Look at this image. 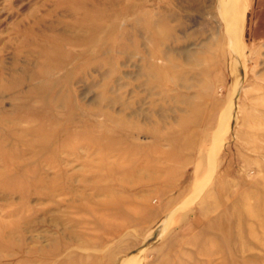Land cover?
Instances as JSON below:
<instances>
[{
	"label": "rangeland",
	"instance_id": "obj_1",
	"mask_svg": "<svg viewBox=\"0 0 264 264\" xmlns=\"http://www.w3.org/2000/svg\"><path fill=\"white\" fill-rule=\"evenodd\" d=\"M260 16L0 0V264H264Z\"/></svg>",
	"mask_w": 264,
	"mask_h": 264
},
{
	"label": "crops",
	"instance_id": "obj_2",
	"mask_svg": "<svg viewBox=\"0 0 264 264\" xmlns=\"http://www.w3.org/2000/svg\"><path fill=\"white\" fill-rule=\"evenodd\" d=\"M255 7L257 8H262L264 12V0H254ZM258 21L260 22L259 24V31H261V28L264 29V16L261 18L259 17Z\"/></svg>",
	"mask_w": 264,
	"mask_h": 264
},
{
	"label": "bare ground",
	"instance_id": "obj_3",
	"mask_svg": "<svg viewBox=\"0 0 264 264\" xmlns=\"http://www.w3.org/2000/svg\"><path fill=\"white\" fill-rule=\"evenodd\" d=\"M107 132V131H106ZM53 136V135H52Z\"/></svg>",
	"mask_w": 264,
	"mask_h": 264
}]
</instances>
